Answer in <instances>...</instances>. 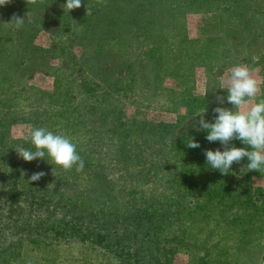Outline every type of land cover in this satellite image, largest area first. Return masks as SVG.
<instances>
[{"label":"rangeland","instance_id":"rangeland-1","mask_svg":"<svg viewBox=\"0 0 264 264\" xmlns=\"http://www.w3.org/2000/svg\"><path fill=\"white\" fill-rule=\"evenodd\" d=\"M258 3L262 5L264 0ZM216 14L190 13L186 17L187 40L177 46L180 50H194L196 66L191 84L179 85L168 80L165 85L172 92L167 98L170 101L163 105L144 103L139 109L127 106L123 127L119 126L121 120L98 116L99 110L89 109L93 102L89 98L80 106L74 102L70 115L67 107L41 104L39 98L28 102L18 93L14 97H2L7 99L9 109L0 112V136L6 133L10 136L5 148L9 152L4 150L7 155L0 158L4 171L18 172L22 158L15 148L35 150L24 137L30 136L33 129L45 128L69 138L84 161L82 171H76L75 165L71 170H64L46 152L42 159L45 166L60 169L54 170V175L45 182H32L52 197L68 199L83 210L92 211L94 214L90 218L98 216L99 220L111 211L125 216L142 208L143 204L163 206L165 213L149 222L154 229L150 249L156 251L159 247L158 256L166 264H224L223 261L225 264H264V168L248 171L245 157L240 163H234L229 173L222 174L207 164L204 152L217 148L223 151L224 146L219 141L206 140L202 144L204 139H198L195 141L200 147L192 149L181 132L182 128L200 130L197 114L204 112V119L214 122L218 115L213 111L215 107L235 110L227 102V89L219 87L222 80L228 79L230 69L238 64L247 65L260 82L261 90L249 105L264 99V37H257L255 32L237 23L224 24V11ZM56 24L48 21L51 30L40 31L34 38V45L46 48L55 42L58 45L59 41L65 42L68 33L57 36L52 31ZM77 50L79 52L80 48ZM25 74L29 81L26 86L40 91L52 90L55 84H63L66 77L60 65L47 71L27 70ZM217 96L225 98L223 104ZM84 97L82 95L81 99ZM33 98L31 96L30 100ZM45 110L55 112V117H46ZM140 130L150 134L145 145L153 159L142 163L139 175L121 173L122 165L117 162L120 140L124 138L121 132L136 134ZM169 145L175 147L168 148ZM233 145L251 150L240 140L231 141L229 147ZM192 151L198 159L193 160L195 168L188 170ZM180 171L196 183L193 196L176 193L184 191L182 178L176 174ZM171 177L175 178L174 182ZM215 186L219 191L226 188L234 192L226 197H211ZM208 194L212 195L208 197ZM187 200L191 204L185 207L181 201ZM142 218L146 221L151 217ZM120 228L116 227L117 234L121 233ZM15 238L12 236L8 240ZM111 244L102 249L92 242L67 238L36 246L21 238L17 248L0 255V264H119L109 249L113 247ZM236 244H243L238 257L231 254ZM221 251H225V255H220Z\"/></svg>","mask_w":264,"mask_h":264},{"label":"trees","instance_id":"trees-1","mask_svg":"<svg viewBox=\"0 0 264 264\" xmlns=\"http://www.w3.org/2000/svg\"><path fill=\"white\" fill-rule=\"evenodd\" d=\"M258 1L82 0L80 8L68 12L63 9L66 0H38L36 5H28L26 0H11L10 4L0 6V112L9 109L7 99L2 97H14L15 93L28 102L39 98L41 104L67 107L70 115L74 102L80 106L89 98L93 101L89 109L99 110L98 116L121 120L119 126L123 127L127 106L139 109L144 103L163 105L172 95L165 85L168 80L179 85L193 81L194 50H180L177 46L187 40L188 14L224 11V24L237 23L255 32L257 37H264V3L260 5ZM86 8L91 9V15H86ZM14 16L24 18L22 27H16ZM50 20L57 23L52 31L57 36L68 33L67 40L46 48L34 45L40 31L51 30ZM58 65L66 74L63 84H55L50 91L26 86L29 85L27 70L47 71ZM43 112L46 117L56 115L47 110ZM182 129L185 134L182 137L204 139L201 143L205 144L207 130ZM138 132H121L124 138L120 140L121 152L117 154L121 173L137 174L143 162L153 159L145 145L150 134ZM9 140L8 133L0 136V158L6 154ZM195 153H190L188 170L195 168L193 160L198 159ZM20 164L18 172L7 173L0 163V255L17 248L21 238L36 246L72 238L92 242L102 249L113 243L109 249L119 264H166L158 256L159 247L156 251L150 249L154 229L149 222L165 213L163 206L143 204L125 216L111 211L100 220L95 215L90 218L92 211L83 210L68 199L52 197L29 179L42 171L45 175L38 181L45 182L54 170L60 169L58 166H45L41 158L31 162L22 158ZM176 174L182 178L184 190L176 193L193 196L196 183L184 171ZM174 180L171 177V182ZM233 192L234 189L226 188L219 191L215 186L211 197H226ZM181 202L185 207L191 204L190 200ZM145 216L151 218L144 221ZM116 227H121V233L117 234ZM12 236L16 238L8 240ZM242 245L233 246L231 254L238 257ZM220 255H225V251Z\"/></svg>","mask_w":264,"mask_h":264},{"label":"clouds","instance_id":"clouds-1","mask_svg":"<svg viewBox=\"0 0 264 264\" xmlns=\"http://www.w3.org/2000/svg\"><path fill=\"white\" fill-rule=\"evenodd\" d=\"M11 0H0V6L10 4ZM28 5H36L38 0H26ZM82 0H66L64 10L78 9ZM86 15H91V9L86 8ZM16 27H22L24 18L13 17ZM220 89H227V102L232 104L235 110L217 106L213 109L218 115L214 122L204 119L203 113L197 114L200 119L197 126L201 130H207L206 139L209 142H217L224 146L223 151L206 149L204 154L206 162L212 169L219 170L222 174H227L234 163H240L243 158H247L248 171H260L264 168V99L249 105V101L254 99L260 92V82L252 75V70L247 65L238 64L230 69L228 79L221 81ZM223 96H217L220 104L224 103ZM25 140H30L35 150L24 147L15 148L19 157L27 162L37 158L43 159L47 152L56 165L62 166L64 170H71L76 166V171H82L84 161L76 151V146L69 138L54 134L45 128L33 129L30 136H25ZM233 140H240L245 146L236 147L229 144ZM189 148L200 147L198 141L190 139L186 142ZM45 175L44 172H36L29 178L30 181H38ZM54 175V174H53Z\"/></svg>","mask_w":264,"mask_h":264}]
</instances>
